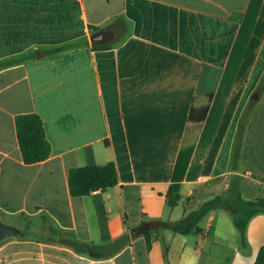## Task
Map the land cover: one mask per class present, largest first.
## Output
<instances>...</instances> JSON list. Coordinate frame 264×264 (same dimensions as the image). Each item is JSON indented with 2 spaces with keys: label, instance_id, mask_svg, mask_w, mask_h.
Wrapping results in <instances>:
<instances>
[{
  "label": "crops",
  "instance_id": "1",
  "mask_svg": "<svg viewBox=\"0 0 264 264\" xmlns=\"http://www.w3.org/2000/svg\"><path fill=\"white\" fill-rule=\"evenodd\" d=\"M107 31L113 37L100 45L113 46L94 51L93 36ZM82 40L88 45L48 54ZM11 60L0 67V220L25 233L0 241V264H255L264 214L250 221L245 246L223 209L199 233L153 230L150 250L144 232L150 220L178 222L228 198L236 177L246 200L264 197V92L245 124L240 169L232 168L264 78V0H0V64ZM210 94L208 113L192 116ZM26 114L41 117L51 146L49 159L32 165L16 129ZM189 147L181 201L170 208ZM111 161L118 186L71 196L72 168ZM128 228L129 243L105 260L41 239L107 246Z\"/></svg>",
  "mask_w": 264,
  "mask_h": 264
},
{
  "label": "trees",
  "instance_id": "2",
  "mask_svg": "<svg viewBox=\"0 0 264 264\" xmlns=\"http://www.w3.org/2000/svg\"><path fill=\"white\" fill-rule=\"evenodd\" d=\"M88 45L87 40H82L63 47H57L49 50L48 54L54 55L66 52L68 50L84 47ZM113 45L94 44L92 49L94 51L107 50ZM16 60L6 61L0 64V67L10 66ZM264 92V78L258 88L259 97ZM208 104L200 109L192 107L191 115L206 114L209 111V104L213 99V94L207 95ZM255 101H251L239 127L238 134L235 141L233 151L232 168L234 171L240 169L241 148L246 127V121L252 106ZM16 129L18 133V140L26 164L32 165L44 162L49 159L51 155V146L46 136V130L41 117L37 114L20 115L16 118ZM193 154V147L183 149L178 157L175 171L172 177V184L166 195L167 204L170 208L178 206L181 201L180 188L185 178L188 166L190 164ZM120 183L119 173L114 161L106 165H93L79 168H72L69 171V186L71 196L74 198L84 197L96 191H105L109 188H114ZM241 179L236 177L230 196L223 198L221 196L215 197L204 202L199 209L190 212L184 219L178 222H164L161 220H150L144 236L147 241L148 249L152 245V231L155 229H170L175 233L187 235L192 233H199L201 229L200 223L212 211L217 209L227 210L233 217V222L236 228L242 234V242L246 244V230L250 221L260 215L264 214V197L255 200H246L240 190ZM25 233L22 231V234ZM22 235L18 236L21 237ZM131 237L130 228L127 229L121 237L107 246H90V245H74L75 250L79 253L85 254L92 260H105L111 258L114 254L120 252L126 246ZM255 264H264V247L258 253Z\"/></svg>",
  "mask_w": 264,
  "mask_h": 264
},
{
  "label": "water",
  "instance_id": "3",
  "mask_svg": "<svg viewBox=\"0 0 264 264\" xmlns=\"http://www.w3.org/2000/svg\"><path fill=\"white\" fill-rule=\"evenodd\" d=\"M104 37L103 33H99L93 36L92 41L94 43H102L98 40L102 39ZM38 57H41L40 53H37ZM258 94L253 95L252 100L257 101L258 100ZM22 235L21 229L14 225L6 224L3 221L0 220V241H4L8 238L12 237H18Z\"/></svg>",
  "mask_w": 264,
  "mask_h": 264
},
{
  "label": "rangeland",
  "instance_id": "4",
  "mask_svg": "<svg viewBox=\"0 0 264 264\" xmlns=\"http://www.w3.org/2000/svg\"><path fill=\"white\" fill-rule=\"evenodd\" d=\"M116 31H117V33H120V31H119V28L118 29H116ZM116 41H112V43H115ZM100 44V43H99ZM218 210V209H217ZM231 214V213H230ZM233 218V217H232ZM21 226H22V228L24 229V230H27V228L29 227V224H28V222L27 221H22V224H21ZM44 235H45V233H44ZM41 239H47V240H52L53 242H57V243H59V244H63V242H64V244H67V245H70V246H73V248H75L76 246H74V242L72 241V240H69V239H64V238H61V237H58V240H56L57 238H47L46 236H43V237H41Z\"/></svg>",
  "mask_w": 264,
  "mask_h": 264
},
{
  "label": "flooded vegetation",
  "instance_id": "5",
  "mask_svg": "<svg viewBox=\"0 0 264 264\" xmlns=\"http://www.w3.org/2000/svg\"><path fill=\"white\" fill-rule=\"evenodd\" d=\"M104 37L99 42L110 40L113 37V33L111 31L104 32Z\"/></svg>",
  "mask_w": 264,
  "mask_h": 264
}]
</instances>
